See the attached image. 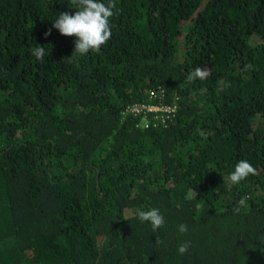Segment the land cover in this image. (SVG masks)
<instances>
[{
  "label": "trees",
  "instance_id": "1",
  "mask_svg": "<svg viewBox=\"0 0 264 264\" xmlns=\"http://www.w3.org/2000/svg\"><path fill=\"white\" fill-rule=\"evenodd\" d=\"M114 2L70 62L71 0H0V264H264V0ZM159 102L166 124L127 112ZM241 160L256 174L229 188Z\"/></svg>",
  "mask_w": 264,
  "mask_h": 264
},
{
  "label": "clouds",
  "instance_id": "2",
  "mask_svg": "<svg viewBox=\"0 0 264 264\" xmlns=\"http://www.w3.org/2000/svg\"><path fill=\"white\" fill-rule=\"evenodd\" d=\"M71 3L75 5L78 10L75 14L69 12H61L57 19L53 22L52 27L59 30V32L68 37L75 36L77 40L74 42L75 50L71 58L68 60L71 62L76 54L84 55L89 50L99 49L104 45L112 35L110 19L115 15L114 10L117 8L114 0H109L107 4L102 0H71ZM46 37L51 35V29L45 34ZM32 55L37 60L43 59L46 53V48L37 45L32 49ZM210 75L209 70L197 67L187 77V81L190 83L195 79H206ZM256 168L248 161L241 160L236 166L235 170L229 174V176L223 178L224 183L231 188L232 185L239 184L249 175H255ZM248 197H242L235 211L238 213L242 207H246V201ZM138 216L141 222H150L153 231L161 228L165 223L164 216L158 209L152 208L148 211L138 212ZM179 231L183 234L188 231V227L185 224L179 226ZM190 247V242H184L179 245V254H185Z\"/></svg>",
  "mask_w": 264,
  "mask_h": 264
},
{
  "label": "built area",
  "instance_id": "3",
  "mask_svg": "<svg viewBox=\"0 0 264 264\" xmlns=\"http://www.w3.org/2000/svg\"><path fill=\"white\" fill-rule=\"evenodd\" d=\"M158 95V98H163L164 89L158 88L157 90L150 91V96L154 99ZM161 101V100H160ZM160 104H133L129 107L127 112L134 113L135 115H145L148 113L156 114V119L161 123L166 124L167 121H170L174 118L177 113L178 105L176 103L166 105L159 102Z\"/></svg>",
  "mask_w": 264,
  "mask_h": 264
}]
</instances>
